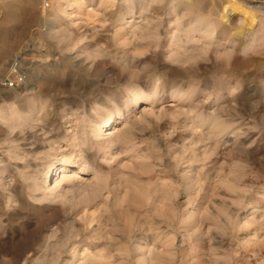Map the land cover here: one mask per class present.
Segmentation results:
<instances>
[{"label":"rangeland","instance_id":"obj_1","mask_svg":"<svg viewBox=\"0 0 264 264\" xmlns=\"http://www.w3.org/2000/svg\"><path fill=\"white\" fill-rule=\"evenodd\" d=\"M0 264H264V0H0Z\"/></svg>","mask_w":264,"mask_h":264},{"label":"built area","instance_id":"obj_2","mask_svg":"<svg viewBox=\"0 0 264 264\" xmlns=\"http://www.w3.org/2000/svg\"><path fill=\"white\" fill-rule=\"evenodd\" d=\"M41 8L47 9L51 6L52 0H39ZM17 67L13 68L12 76L7 77L3 80L2 84L5 87L13 88L14 86L19 85L23 81V76L15 69Z\"/></svg>","mask_w":264,"mask_h":264},{"label":"bare ground","instance_id":"obj_3","mask_svg":"<svg viewBox=\"0 0 264 264\" xmlns=\"http://www.w3.org/2000/svg\"><path fill=\"white\" fill-rule=\"evenodd\" d=\"M233 4V3H232ZM233 6V5H232ZM237 8V7H236ZM195 9V8H194ZM240 10V9H239ZM242 10V9H241ZM192 12V11H191ZM222 12V11H221ZM158 15V14H157ZM197 15V14H196ZM224 16V15H223ZM193 19V18H192ZM253 20V19H252ZM219 26V25H218ZM191 27V26H190ZM226 33V32H225ZM231 34V33H230ZM176 40V39H175ZM224 41V40H223ZM137 47V49H138V47L139 46H136ZM179 47V46H178ZM139 49H141V48H139ZM152 49V48H151ZM185 51V50H184ZM189 56V55H188ZM193 57V56H192ZM195 57V56H194ZM193 59V58H192ZM126 61V60H125ZM179 61V60H178ZM127 62V61H126ZM149 63V62H148ZM150 64V63H149ZM179 65V64H178ZM177 67V66H176ZM178 68V67H177ZM176 68V69H177ZM186 70V69H185ZM132 71V70H131ZM133 72H136V71H133ZM139 72V71H138ZM184 73V72H183ZM136 74V73H135ZM180 74V73H179ZM136 77V76H135ZM140 78V77H139ZM115 79V78H114ZM130 79V78H129ZM134 79V78H133ZM155 84V83H154ZM162 88V87H161ZM158 91V90H157ZM142 97V96H141ZM148 97V96H147ZM140 98V97H139ZM137 98V99H134V103L135 104H133V107L135 108L136 107V105L139 103V102H141L142 101V98ZM197 102V101H196ZM109 123H111L110 124V126L108 125ZM101 126H105V128H102L101 129V131L102 130H104V131H106V130H111L112 129V126H114L113 127V129H115V127H116V119H115V116H110V118L108 119V121H107V123H105V124H102ZM120 140V139H119ZM110 142V141H109ZM111 143V142H110ZM113 144V143H112ZM111 145V144H110ZM60 166H62V165H60ZM60 166H58L57 165V167H56V171H58L57 172V175L60 173Z\"/></svg>","mask_w":264,"mask_h":264}]
</instances>
